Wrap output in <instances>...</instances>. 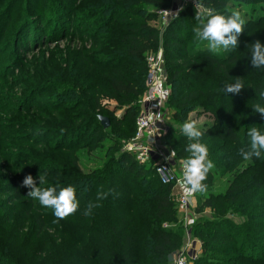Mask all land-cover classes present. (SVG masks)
Listing matches in <instances>:
<instances>
[{
	"label": "trees",
	"instance_id": "1",
	"mask_svg": "<svg viewBox=\"0 0 264 264\" xmlns=\"http://www.w3.org/2000/svg\"><path fill=\"white\" fill-rule=\"evenodd\" d=\"M202 4L213 14L227 16L233 12L225 8L227 0H203ZM171 7V0H0V53L30 54L50 45L56 49L67 45L66 55L57 63L56 79L48 86L55 91L50 105L37 107L33 102L32 97L40 90L29 93V99L23 102L18 94L6 98L7 107H13L18 115L35 111L54 118L48 123L49 130L36 128L31 122L20 125L26 131L20 143L27 145V152L0 153V264H170L169 257L185 246L186 228L178 223L172 188L162 185L152 168L139 164L124 151L120 141L133 133L140 115L147 90V55L161 49L159 31L150 23L158 18L159 11ZM193 12L188 7L179 21ZM258 26H264V22ZM193 35L189 33L184 43L172 44L182 47L184 59ZM241 48L226 60L192 56L193 67L188 74L185 66L169 70L171 96L167 106L176 109L173 119L181 125L191 112L201 110L215 121L211 129L201 131V142L207 146L214 167L203 181L206 192H197L199 204L195 210L201 214L210 209L214 214L200 218L191 228V237L201 242V249L190 264H264V158L252 157V165L235 174L225 191H213L217 179L237 167L240 150H248V130L264 127V116L253 109L261 102L264 69L254 81L240 78L237 61ZM14 56L20 63L22 58ZM231 66L237 68L230 71ZM236 79L245 86L238 104L233 100L234 93L226 94L223 88L226 81ZM109 102L116 106L111 109ZM121 110L123 115L117 117ZM100 117L110 120L109 129L103 128ZM241 119L244 124L239 123ZM104 139L111 140L109 147L102 146ZM167 141L177 160L184 162L189 153L183 133L173 136L170 128ZM97 149L105 150L104 162L85 173L74 152ZM218 151L221 154L215 156ZM40 173L46 174L41 187L76 188L79 209L75 213L58 219L50 207L27 195L30 189L23 186V180ZM39 183L37 180V186ZM17 202L28 207L15 228L14 212L9 208ZM89 203L95 207L86 216L83 211ZM33 214L37 215L34 229L27 234ZM236 216L244 221L237 223ZM49 219L58 220L56 233L70 254L58 256L56 250L34 253L33 242L44 235L46 240L52 232L46 225Z\"/></svg>",
	"mask_w": 264,
	"mask_h": 264
},
{
	"label": "rangeland",
	"instance_id": "2",
	"mask_svg": "<svg viewBox=\"0 0 264 264\" xmlns=\"http://www.w3.org/2000/svg\"><path fill=\"white\" fill-rule=\"evenodd\" d=\"M202 1L203 0H171L172 3L171 8L181 10L179 15L176 18H172L170 20L164 21L158 12V18L150 23L151 26H153L159 31V40L161 45L160 50L164 54L167 76L169 75V70H171L172 68H178V67L183 68V66H185L184 68L185 72L188 74L193 67V63L191 62L192 56L194 57H198L200 55L201 56L205 55L209 57L215 56L220 59L226 60L234 52H237L235 48L227 51L212 53L209 52V50L207 49L205 42H200L196 39L194 29L200 26L199 22L195 18L196 11L198 10L196 8L197 4L200 3V9L204 10L205 12H210L211 14H213V11L211 9L203 6ZM188 7H192L194 9L193 15L189 18L184 19L183 21L182 20L179 21L178 19L179 16ZM225 8L227 10L230 9L232 11H238L241 14L242 19L245 21L243 25V31L238 36V41H239L238 47H242V48L238 55L239 58L237 61V67H240L241 69L240 78H245V80L253 79L252 81H254V78L259 77L263 70V69L253 68L250 59H251L252 44L255 43L257 40L264 42V26L262 27L258 26L260 23L264 22V3H260V4L258 3L256 5H252L245 1L234 0L233 3H229V0H227V6ZM18 21H19V16H18ZM15 24L16 23L14 21V23H12L11 26L13 27ZM18 24L20 23H17V25ZM16 27L11 30V35L12 32L15 33ZM84 30L87 31V29ZM189 33L191 34L194 33V35L192 37L193 39L189 42V45L187 46L188 55L186 56V59H184L185 57H184V53L182 52L183 51L182 47L172 46V44H174L175 42L184 43L185 37ZM9 40H12V37ZM66 47L67 45L62 44L60 49H56V46L53 45H50L47 48L45 47L44 50H40L41 48H39L36 50V52L35 51L33 52L35 53L34 56L30 55L33 53L19 54V52L17 51L14 54L13 52L10 53V51L7 52L1 51L0 79L2 80V82L6 83V84L3 83L4 85H2L5 87L0 86V129H1L0 153L1 154L4 153V151L5 154L6 153L18 154V153H22L23 151L27 152L26 150L27 145H23L20 143L22 136L24 137L26 135V131L20 129V125L23 124L24 122L27 124L31 122L34 127L43 130H49V128L51 127L50 125H48V123H50V121H52L54 117L53 116L51 117L49 113L35 114L34 113L35 111H33L30 113V115L27 114L18 115L14 113L15 109L13 107L11 108L7 107L8 100L6 98H8L9 94L12 95L18 94L21 101L22 100L26 101L29 99V95H30L29 93L34 94L33 92H36L35 90H40L38 91V93H36V95L32 97L33 102L36 104L37 107H44L45 104L50 105V103L54 98L55 91H51V88L48 86H51L50 82L56 79L57 63L60 58L62 59L66 55L64 54V52L67 50ZM14 55L18 56L19 58H22L21 59L22 62L20 61V63H18L17 59H14L15 58ZM203 63H206L204 58H203ZM21 65L22 67H20ZM237 67L231 66L230 71H232L234 68ZM225 70H227V72L229 73V66H227ZM2 82H0V84ZM41 82H43L44 85L43 84L39 85V83ZM21 84H23L24 88H22ZM26 88H28L29 90L26 91L27 90ZM241 92L242 90H240L239 93H234L233 100L235 104H238L239 97L242 95ZM108 106L112 109L114 108V106H116V103L109 102ZM168 109H169L170 118L166 122V130H165V134L161 137V144L171 151L175 152L173 147H170L167 141V135L169 133L170 128L173 129V136H177L180 132H182L181 131L182 124L186 120L194 121L197 127L201 131L205 129L209 130L213 125H215V121L212 115H210V113L201 110L200 111L195 110L191 112L187 116V119L183 121L181 125H179L173 119V114L176 112L175 107L173 108L171 107ZM123 113L124 110L119 111L117 113V117H121ZM239 123L244 124L243 119H241ZM135 128H137V120L133 126V133L124 135L122 139H120L122 143V147H124L127 143L133 140L136 134V132H134ZM263 128H259V130L264 132V130H262ZM120 132H123V129H121ZM108 134L109 136L113 135L112 131L110 130ZM42 138L39 137L40 140ZM54 139H56V137H54ZM110 145H111V140L109 139L102 140V146H105V148L107 146L109 147ZM5 147H7V150H5ZM74 154L81 168L85 171V173H89L92 170H95L98 167L102 166L104 162L105 150H98V149L92 151L83 150L80 152L78 151L74 152ZM220 154L221 151H218L217 153H215V156H218ZM252 162H253L252 158L245 160L243 159V157H240L237 167L232 172L227 173L224 177L220 176V178H218L220 172L214 174L215 178L218 179L214 184L213 191L214 192L225 191L226 188L229 186L230 179L235 174L238 173L240 174L243 173L245 170H247L248 167L252 165ZM27 168H31V167L27 166L26 169ZM253 174L254 172L249 173L250 176H253ZM198 204H199L198 196L193 201L189 210L186 208L185 209L181 208L176 203L174 204V209L176 210L177 213L178 223H181L185 226L186 236H187V232L188 234L191 232L192 226L200 218L202 217L211 218L214 214L210 209L205 210L201 214H196L195 210ZM27 207H28L27 203L17 202L14 205H12V207L9 208L10 210H12V213L14 212L13 220L15 222V228L21 223L22 215H23L22 213ZM36 216H37L36 214L30 216L29 223L27 224V230L25 231V233L27 232V234L30 233L32 234V229H34ZM187 216H189V222H188L189 226H187V220H188ZM234 219L237 223H242L244 221V219L239 218V216L234 217ZM57 221H58L57 219H49L48 224L46 225L48 228H50V230H52V232H49L50 236L45 237L46 240H44L43 238L45 236L44 235L33 242L34 253L37 252L51 253V251L54 252L56 250V252L57 251L60 252L58 256H65V254H70V249L67 247L66 243L63 242V239L58 237L56 233L55 229L57 228L54 226H56V224L58 223ZM58 240H60L61 242ZM191 242H194V239L192 237H191Z\"/></svg>",
	"mask_w": 264,
	"mask_h": 264
},
{
	"label": "clouds",
	"instance_id": "3",
	"mask_svg": "<svg viewBox=\"0 0 264 264\" xmlns=\"http://www.w3.org/2000/svg\"><path fill=\"white\" fill-rule=\"evenodd\" d=\"M196 8V20L199 27L194 29L196 39L205 42L209 52L217 53L238 47V36L243 31L245 21L238 11H233L231 15L211 14L200 9V3ZM251 65L253 68L264 69V42L257 40L251 46ZM245 87L240 79L235 82H225L224 91L228 93H239ZM261 102L254 106L256 113L264 116V91H260ZM181 131L187 138L186 151L189 153L184 160L183 184L185 191L191 193H205L207 185L203 183L209 170L213 169L214 163L208 159V148L201 142L202 132L194 121L186 120L182 124ZM249 143L248 150H240L243 159L252 157L264 158V132L256 127H251L247 133ZM174 155V153H173ZM39 180V186H37ZM46 181V174H39L33 177L31 174L25 177L22 184L30 190L28 196L36 199L42 206L50 207L53 214L58 219H63L79 209V200L76 196V188L72 185L41 187ZM94 204L89 203L83 214L90 216Z\"/></svg>",
	"mask_w": 264,
	"mask_h": 264
},
{
	"label": "built area",
	"instance_id": "4",
	"mask_svg": "<svg viewBox=\"0 0 264 264\" xmlns=\"http://www.w3.org/2000/svg\"><path fill=\"white\" fill-rule=\"evenodd\" d=\"M180 11L171 8L159 11V15L167 21L176 18ZM147 66V90L141 101L136 134L123 150L131 153L139 164L151 167L161 184L172 188V201L189 210L197 198V192L188 194L185 191L184 162L178 161L176 153L161 144L166 122L170 118L167 104L171 96L163 52L160 50L148 54ZM187 219L189 226V216ZM186 238L185 246L174 256V264H190V260L199 255L200 251L194 247V242H191V234L187 232Z\"/></svg>",
	"mask_w": 264,
	"mask_h": 264
},
{
	"label": "water",
	"instance_id": "5",
	"mask_svg": "<svg viewBox=\"0 0 264 264\" xmlns=\"http://www.w3.org/2000/svg\"><path fill=\"white\" fill-rule=\"evenodd\" d=\"M99 120H100V122H101V124H102V126H103L104 129L107 130V129L110 128L111 123H110V120L108 118L100 117ZM169 262H170V264L174 263L173 256H170L169 257Z\"/></svg>",
	"mask_w": 264,
	"mask_h": 264
},
{
	"label": "crops",
	"instance_id": "6",
	"mask_svg": "<svg viewBox=\"0 0 264 264\" xmlns=\"http://www.w3.org/2000/svg\"><path fill=\"white\" fill-rule=\"evenodd\" d=\"M193 245H194V247H195L197 250L200 251V249H201V243H200L199 241H197V240L195 241V240H194Z\"/></svg>",
	"mask_w": 264,
	"mask_h": 264
}]
</instances>
